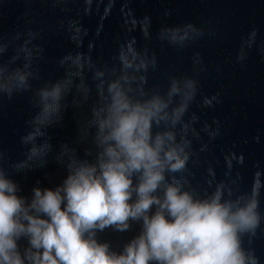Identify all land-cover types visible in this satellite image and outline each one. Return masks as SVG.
I'll return each mask as SVG.
<instances>
[{
	"label": "clouds",
	"instance_id": "obj_1",
	"mask_svg": "<svg viewBox=\"0 0 264 264\" xmlns=\"http://www.w3.org/2000/svg\"><path fill=\"white\" fill-rule=\"evenodd\" d=\"M79 33L75 28L71 36L77 47ZM178 38L172 30L171 39ZM29 43L0 64V94L10 98L32 88ZM21 52L23 63L12 67ZM113 59L118 66L96 67L90 55L66 54L60 60L65 75L35 90L39 111L27 121L32 130L20 138L29 147L12 167L20 172L46 165L52 144L43 129L63 119L73 88L88 99L86 68L97 99L79 139L95 129V153L86 148L82 158L76 148L61 144L56 159L66 174L51 187L37 181L30 196L0 166V264H260L243 238L255 236L264 221L261 172L250 193L234 198L231 190L226 196L223 182L201 196L176 175L186 170L191 154L183 118L197 81L173 76L165 91L146 90L145 74L157 59L138 50L134 40L121 44ZM133 224L138 232L119 250L98 238L106 228L126 232Z\"/></svg>",
	"mask_w": 264,
	"mask_h": 264
},
{
	"label": "water",
	"instance_id": "obj_2",
	"mask_svg": "<svg viewBox=\"0 0 264 264\" xmlns=\"http://www.w3.org/2000/svg\"><path fill=\"white\" fill-rule=\"evenodd\" d=\"M75 28L80 29L79 47L71 39ZM172 30L182 38L171 39ZM26 40L32 88L10 98L0 94V166L20 184L22 195L30 196L37 181L51 187L63 179L64 165L56 159L61 144L76 148L82 158L86 148L95 153V129L79 139L97 99L86 68L88 99L73 88L64 100L63 119L43 129L52 144L46 165L20 172L12 167L25 159L29 147L20 138L32 130L27 121L39 111L35 90L65 75L60 60L66 54L90 55L96 67L118 66L113 57L119 46L134 40L138 50L147 49L157 59L145 74L146 90L165 91L173 76L197 81L183 118L191 154L186 170L176 175L201 196L223 182L226 196L231 190L234 198L250 193L259 171L264 215V0H0V64L8 63ZM20 57L12 67L23 63L22 52ZM138 230V224L126 232L106 228L98 238L119 250ZM243 242L264 264V221Z\"/></svg>",
	"mask_w": 264,
	"mask_h": 264
}]
</instances>
